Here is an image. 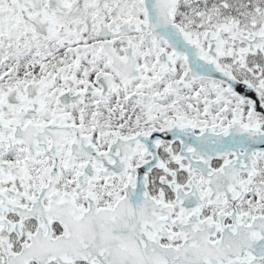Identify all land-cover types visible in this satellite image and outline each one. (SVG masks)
Returning a JSON list of instances; mask_svg holds the SVG:
<instances>
[{
	"label": "snow or ice",
	"instance_id": "6c2138e0",
	"mask_svg": "<svg viewBox=\"0 0 264 264\" xmlns=\"http://www.w3.org/2000/svg\"><path fill=\"white\" fill-rule=\"evenodd\" d=\"M0 264H264V0H0Z\"/></svg>",
	"mask_w": 264,
	"mask_h": 264
}]
</instances>
